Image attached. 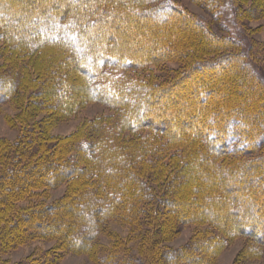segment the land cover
Masks as SVG:
<instances>
[{
  "label": "trees",
  "instance_id": "16d2710c",
  "mask_svg": "<svg viewBox=\"0 0 264 264\" xmlns=\"http://www.w3.org/2000/svg\"><path fill=\"white\" fill-rule=\"evenodd\" d=\"M25 1L26 6H17L8 0L10 15L26 9L29 13L23 23L7 26L8 47L25 56L56 48L62 53L59 66L75 76L81 60L86 101L108 102L133 136L147 126L169 137V143L141 144L144 150L155 147L156 161L162 162L145 176L127 148L117 150L116 134L97 137L101 119L90 126L92 143L90 138L54 136L50 127L59 114L76 105L60 96L56 84L37 87L26 102L31 114L24 118L18 139L0 137V264L36 239L56 245L17 264H56L65 251L87 254L98 264L208 263L202 245L223 240L219 232L209 233L219 228L223 210L231 215L232 234L264 244V64L259 58L264 45L260 52L246 34L221 35L211 22L170 0ZM194 1L220 28L230 16L239 21L252 11L241 8L244 0ZM255 9L264 10V0H255ZM132 26L136 40L126 32ZM95 27L99 35L90 33ZM113 29L120 32L110 43ZM169 58L192 60L186 72L204 75L190 86L199 95L197 108L202 106L204 112L197 109L177 117L185 115L182 109L167 111L164 95L175 81L125 84L130 91L123 82L98 83L107 66L128 69ZM7 73L0 74V104L25 93L24 77L12 70ZM208 93L214 96L207 102ZM42 110L47 115L32 122ZM165 110L169 117L162 116ZM175 118L193 127L179 130ZM173 145L181 151L170 153ZM187 147L188 157L180 156ZM160 183L166 188L158 192ZM64 184V194L49 203L52 192ZM200 193L205 205L190 211ZM115 223L129 227L127 239L113 229ZM185 223L200 225L203 238H195V231L185 248L165 245ZM104 235L112 242L104 243ZM138 235L144 238L141 248L149 243L145 251L134 252L128 244Z\"/></svg>",
  "mask_w": 264,
  "mask_h": 264
},
{
  "label": "rangeland",
  "instance_id": "374dc122",
  "mask_svg": "<svg viewBox=\"0 0 264 264\" xmlns=\"http://www.w3.org/2000/svg\"><path fill=\"white\" fill-rule=\"evenodd\" d=\"M158 1L160 2L164 0ZM170 1L176 2L179 6L191 13H194L200 19L205 20L208 23L211 22L214 29L221 35H225L227 32L238 36L246 34L249 41H254L256 48L262 52V46L264 45V10L255 9V0L242 1V9L247 11L252 10L249 12V17H245L244 19L242 18V20L237 21L230 16L225 20V23L223 22V26L221 25V28L216 25L211 14L198 2L194 0ZM14 2L17 6H26V4H28L25 0H14ZM34 8L35 7H33V9ZM11 9L12 8L11 6L9 7L8 0H0V18L3 19L0 21V74L8 75V70H12L14 73H19L21 77L23 76L24 86L21 88L25 90V93L21 92L19 98H8L0 104V137H6L12 141L18 139L23 129L24 118L26 119L31 114V108H25L26 102L28 103L32 99L31 93H34L35 89L41 85H47V88H49L56 84V86L58 85V90H60V96H63L70 106L76 105V107L70 111L66 109L67 113L59 114L60 119L55 121L53 123L54 125L50 127V132H52L54 136H68V139H74L75 137L89 139L91 133L90 126L97 120L101 119V122H99L101 128L98 129L100 132L97 136L98 138L105 139V136H108V134H116L117 150L118 148L120 150L127 148L130 157L138 160H135V163L145 173V176L155 170V166L159 167V164L162 162L159 163L160 161H158L157 163L156 161L158 153H156L157 151H155V147L146 146V150H144V148L141 147V144L146 141L150 144L153 143L152 146L155 143L157 146L162 147L163 145L169 143V137L162 135L154 131L155 129L153 130L151 127L147 126H143L140 129H137V131H134L135 134L133 136V132H130L126 128L127 126L124 127L121 125L123 119L122 115L119 111L113 109L114 107L108 104V102L98 101L96 98L86 101V98H83L82 95H84L85 92L83 80H85L84 77L87 76L82 70L81 66L83 63L81 60L78 62L76 78L72 70L61 66V64L59 66V63H61L59 60L62 57L60 54L62 53L56 48L37 51L31 55L29 54V56H25L13 51L11 47H8L7 32L5 31L7 26L10 27L12 24H20L19 22L23 23L29 15V13L26 12V9L23 13L18 14L15 17V15H10L11 12L13 13ZM29 11L31 12L32 9L30 8ZM3 12L7 13V15H4L5 13ZM136 30V27L132 26L127 28L126 32L130 33V35L133 36V39L136 40L135 36L137 34H134ZM119 32L120 31L118 29H113V37H109L110 40L113 41H110V43L116 41ZM90 33H96L99 35L101 32H99L98 28L95 27ZM104 34L106 35V33ZM259 58L260 61H263L261 63L264 64V55L263 57L259 55ZM184 61L185 60L179 58H169L165 62L159 64L153 62H151L152 64L148 63L144 66L134 64L133 67L128 69H119L117 67L107 66L103 70V75L100 77L101 82L98 83H105V85H109L110 83L112 85H119L123 82L125 85L127 83L133 84L132 82H147L154 85L167 84L175 81V84L170 87V91L164 95L167 111H172L173 114V112H177V109L179 108L182 109V112L185 113V115L181 114L177 117H184L186 115L189 116L194 114V112L199 108L197 106V97H199L198 92L195 91V88L190 86L194 83H199V81L196 80L197 76H200L201 74L199 71L194 72V70H191V73L189 71L186 72L187 63H190L192 60H188V62ZM64 77L65 79H63ZM201 77L205 78L204 75H201ZM177 78L180 79L177 80ZM129 84L125 85V89L128 91H130V87H128ZM212 96L209 95V93L206 95L205 99H207V102L212 98ZM132 107L133 105H130L124 113L129 112ZM62 109L64 111L65 108L62 107ZM198 110H202L201 112L205 111L202 106ZM45 115H47V111L42 110L38 116L31 118L33 120L32 122H34V120H42ZM162 116L169 117L166 110L162 113ZM174 126L179 130L181 128L193 127L192 124L189 125L187 121H183L182 119L177 120L176 118L174 120ZM90 143H92V141ZM104 146L106 147V144ZM176 146L177 145H173L170 149V153L173 154L174 152L176 153L181 151V148ZM190 150L191 149L188 147L186 149H182L183 152L180 153V156L188 157L187 155L190 153ZM145 151H147L146 154L144 153ZM143 153L145 156L144 158H141L140 154ZM190 155L189 157H192ZM195 165L198 166V164ZM163 184L164 183L158 187L156 186V191L159 192L165 189L166 187ZM66 189L67 185L64 184L57 188V190L53 191L52 197L48 199L49 203L52 204L55 201H58ZM198 195L200 198L197 197V200L190 204V211L197 207V210H199L203 207V205H205L206 202L203 201L202 198L203 193ZM260 208L262 209L263 207L261 206ZM260 208L259 210H261ZM221 213L223 215V219L218 225L219 228L214 229V231L210 230L209 233L219 232L220 235H224L225 237L223 236V240L218 244L207 243L202 245L203 250L206 251L204 255L205 259L209 260V262H200L199 264H264V244H258L255 239H247L243 236L232 234L230 230L231 215L228 212L226 213L225 210L221 211ZM203 226L205 227L206 225ZM200 227L201 226L196 223H185L180 225L171 235V239L165 242V245L173 248H185L190 239L193 237L195 231H197L195 234L196 237L194 235L195 238H199V236L200 238H203V234L198 233ZM113 229L117 230L123 237H125V239H127L130 233V229L126 224L123 225L115 223ZM102 241L109 244L112 242V239L109 238L108 235H104L102 236ZM142 241H144L142 235H138L136 237L133 236V238L128 240V244L132 247L134 252L145 251L147 247L149 248V243L146 244V242V247L144 245L143 249V247L141 248V246H143ZM55 245L56 241L53 240L36 239L19 246L17 249L6 255L5 257L8 259L7 264H17L22 261H27L29 257L31 258V256L33 257V255L35 256L46 249L49 250ZM56 264L98 263L87 254L65 251L59 262Z\"/></svg>",
  "mask_w": 264,
  "mask_h": 264
}]
</instances>
